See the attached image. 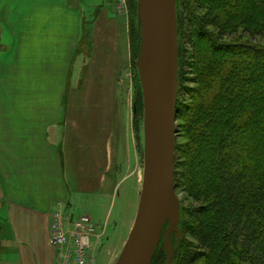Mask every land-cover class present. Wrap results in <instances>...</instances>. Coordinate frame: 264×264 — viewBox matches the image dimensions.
I'll return each mask as SVG.
<instances>
[{
  "label": "crops",
  "instance_id": "1",
  "mask_svg": "<svg viewBox=\"0 0 264 264\" xmlns=\"http://www.w3.org/2000/svg\"><path fill=\"white\" fill-rule=\"evenodd\" d=\"M80 19L62 0H0V264H57L53 216L78 219L73 204L83 195L105 205L107 227L125 179L119 169L113 173L128 122L121 97L124 58L112 40L110 55L89 52L83 70H72L82 44ZM93 26L88 46L103 50ZM86 104L99 115L88 183L76 169L72 142H78L70 131Z\"/></svg>",
  "mask_w": 264,
  "mask_h": 264
},
{
  "label": "trees",
  "instance_id": "2",
  "mask_svg": "<svg viewBox=\"0 0 264 264\" xmlns=\"http://www.w3.org/2000/svg\"><path fill=\"white\" fill-rule=\"evenodd\" d=\"M176 5L179 64L183 42L197 88H186L189 105L177 101L188 142L176 146L175 185L191 203L181 201L173 264H264V47L227 40L240 27L264 34V0ZM164 250L162 241L151 264H166Z\"/></svg>",
  "mask_w": 264,
  "mask_h": 264
},
{
  "label": "rangeland",
  "instance_id": "3",
  "mask_svg": "<svg viewBox=\"0 0 264 264\" xmlns=\"http://www.w3.org/2000/svg\"><path fill=\"white\" fill-rule=\"evenodd\" d=\"M35 1L42 2L43 0ZM62 1L65 3L66 9L72 8L73 10L80 12V22L82 23L83 28L82 44L80 45L78 53L74 57L72 70L77 74L83 70V67H85L87 62L86 60H89L87 59V56L90 55L89 52L92 54H102L104 52L107 56L110 55L109 41L111 42L112 40L113 43L111 44V47L114 49L119 45L122 51V57L124 58L122 68H125V70L122 71L121 97L123 98L122 101H124V104L127 105L128 108V122H126V124L123 123L120 131L122 142L120 150L122 160L119 157L118 163L120 165L121 162V167L118 168L119 165L117 163V167H114L115 169L117 168V170L115 171L114 169L113 173L115 174L119 169V176L124 174L123 177L125 179L117 189L115 204L112 208L110 217L108 216L107 227L104 225V221L107 219L105 205L98 203L97 199H92L91 197L86 198L83 195H80L75 198L76 202L73 204L74 211H72L74 217L77 218L86 215L92 221L93 232L92 246L90 250L92 264H118L134 227L146 184V134L143 98V70L147 59V12L142 0ZM99 6H101V8ZM104 8H108L106 12L103 11ZM182 13L184 15L182 14V19H180V27H184L183 18H187L186 11L183 10ZM92 25H95V27H93L96 30V35L93 36L102 44L103 50L97 48L99 46L94 47V44L93 47L91 45L90 47L88 46V38L91 37ZM210 30L211 32H214L213 29ZM244 30L245 27H240L238 33L227 40L233 42H245L248 44L252 43L264 47V34L254 38L245 33ZM202 40L203 39H200L198 41L201 42ZM84 44H86L89 49L84 46ZM180 45L184 47L182 48L185 49V51L188 50L189 54L193 53L188 45H184L183 42H181ZM94 50H97L98 52L94 53ZM189 54L186 53L187 56L182 57L179 64L181 80L179 82L178 77L180 94L177 101L178 103L184 104V106L189 105L191 102L189 96L186 95V88H197V85L193 83L197 74H195L190 68L192 60L190 59ZM77 74L75 75V81L78 78ZM263 84L264 83H261L260 85L263 86ZM262 91H264V88ZM80 106H82V111L76 112L77 124L70 128V131L72 130V140L75 139L78 142V144L72 142V151L75 164L81 166V168H76L77 171L80 172V174L83 172L81 174V180L88 183V179L92 178L90 175H93L94 173L93 168L89 166L88 157L92 156L90 149L93 148L94 144L97 145V140L94 139L96 138L94 135L97 126L96 118L99 117V115L98 111L88 112V109H85L88 106L87 104ZM185 125L186 119H178L177 114L176 146L178 145L179 147H182L188 142L186 132L184 131ZM101 147V144H99L98 151H100ZM85 171L87 172V175H83ZM81 187L84 189L86 188V185L83 184ZM176 193L180 198V201L183 202L184 207L191 203L189 195L186 192H183L182 189L177 190ZM167 227V225L164 227L157 246L158 249L161 242H164L166 257L168 256L169 248L173 250L176 249V243L174 241V234L176 233L168 235V238L165 239ZM1 252L2 249L0 251V256ZM55 252H57V250H55Z\"/></svg>",
  "mask_w": 264,
  "mask_h": 264
},
{
  "label": "water",
  "instance_id": "4",
  "mask_svg": "<svg viewBox=\"0 0 264 264\" xmlns=\"http://www.w3.org/2000/svg\"><path fill=\"white\" fill-rule=\"evenodd\" d=\"M147 59L143 80L146 184L129 240L118 264H151L167 225L180 241L181 201L175 185L179 37L176 0H142ZM168 247V246H167ZM169 248L166 264H173Z\"/></svg>",
  "mask_w": 264,
  "mask_h": 264
},
{
  "label": "built area",
  "instance_id": "5",
  "mask_svg": "<svg viewBox=\"0 0 264 264\" xmlns=\"http://www.w3.org/2000/svg\"><path fill=\"white\" fill-rule=\"evenodd\" d=\"M93 224L84 215L72 220L58 212L52 219L51 245L57 250V264H92Z\"/></svg>",
  "mask_w": 264,
  "mask_h": 264
},
{
  "label": "bare ground",
  "instance_id": "6",
  "mask_svg": "<svg viewBox=\"0 0 264 264\" xmlns=\"http://www.w3.org/2000/svg\"><path fill=\"white\" fill-rule=\"evenodd\" d=\"M145 66H146V65L144 64V68H145ZM143 195H144V192H143ZM142 198H143V196H142ZM141 202H142V199H141ZM140 205H141V203H140ZM139 207H140V206H139Z\"/></svg>",
  "mask_w": 264,
  "mask_h": 264
}]
</instances>
